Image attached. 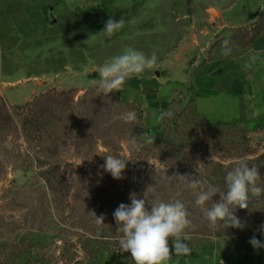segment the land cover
I'll use <instances>...</instances> for the list:
<instances>
[{"label": "rangeland", "instance_id": "obj_1", "mask_svg": "<svg viewBox=\"0 0 264 264\" xmlns=\"http://www.w3.org/2000/svg\"><path fill=\"white\" fill-rule=\"evenodd\" d=\"M121 18L120 31L102 32ZM262 36L264 0H0V264H134L113 215L133 194L149 210L185 205L191 253L169 264H264V247L250 243L264 245V192L234 209L243 229L213 228L190 186L201 179L225 192L244 159L264 189V112L213 124L195 107L207 86L253 90L246 53ZM126 48L157 62L105 95L96 69ZM128 111L137 119L125 123ZM145 132L154 144L140 140ZM107 155L129 160L122 178L102 167ZM212 199L204 207L219 193Z\"/></svg>", "mask_w": 264, "mask_h": 264}, {"label": "clouds", "instance_id": "obj_2", "mask_svg": "<svg viewBox=\"0 0 264 264\" xmlns=\"http://www.w3.org/2000/svg\"><path fill=\"white\" fill-rule=\"evenodd\" d=\"M125 21L108 19L104 30L106 36L111 37L114 33L124 27ZM229 41L222 42L223 54L228 55L231 49ZM157 62V56L153 53L150 57L143 52L126 48L119 55L97 67L99 73V85L105 95L120 92L125 82L133 76H139L146 70H151ZM171 112L162 113L171 117ZM125 123L137 119L134 111H128L120 117ZM140 140L146 144H154L155 137L152 133L145 132L140 135ZM132 150H137L142 145L137 138L133 137L127 141ZM105 164L102 166L113 178H122L128 159L107 155ZM236 166L227 173L226 191L221 192L219 188L207 186L201 179L193 178L190 181L192 188H200L196 205L203 209L204 217L209 226L215 228L219 221H225L227 227L243 229L244 225L235 216L234 209L248 208L249 193L260 196L264 189L257 186L260 172L256 167H250L246 160L238 159L233 162ZM183 178L184 176H178ZM219 193L220 200L213 202L210 208L204 207L206 202L213 200V196ZM131 205L121 203L113 213L116 224L122 235L119 237V251L131 254L134 264H169L173 254L187 256L191 249L185 241L189 239L186 229L191 226L185 205L176 200L175 202L158 201L150 203V210L146 207L145 199H137L133 194ZM98 223H103V216L97 217ZM172 240L170 247L169 239ZM254 248L264 247L259 240L253 236L250 240ZM174 249V253H173Z\"/></svg>", "mask_w": 264, "mask_h": 264}, {"label": "crops", "instance_id": "obj_3", "mask_svg": "<svg viewBox=\"0 0 264 264\" xmlns=\"http://www.w3.org/2000/svg\"><path fill=\"white\" fill-rule=\"evenodd\" d=\"M264 53V36L254 40L252 49L246 54L249 59H252V67L248 68L252 71L250 75V82L252 83V91L248 95L242 92H235L233 89L226 91L215 92L211 86L203 91L198 92V97L195 100V107L201 115L210 123H231L237 120H244L250 117L251 114L264 112V105L257 104V98L262 96L264 99V73L262 76L258 72L264 69V59L259 55ZM253 57V58H250ZM211 90H210V89ZM252 93V97H251ZM214 99V100H213ZM214 104V107L212 106ZM223 264H232L228 259Z\"/></svg>", "mask_w": 264, "mask_h": 264}]
</instances>
